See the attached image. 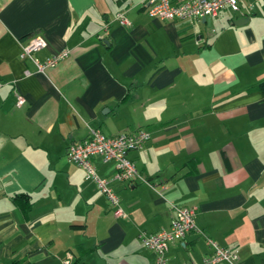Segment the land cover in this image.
<instances>
[{
  "label": "crops",
  "instance_id": "0c3cea01",
  "mask_svg": "<svg viewBox=\"0 0 264 264\" xmlns=\"http://www.w3.org/2000/svg\"><path fill=\"white\" fill-rule=\"evenodd\" d=\"M147 1L0 0V264H154L138 234L168 230L174 208L200 232L167 264H201L207 239L264 264V0L209 25L150 17ZM35 34L39 61L68 52L44 74L20 59ZM89 129L151 135L127 155L142 180L91 158L125 217L66 157Z\"/></svg>",
  "mask_w": 264,
  "mask_h": 264
},
{
  "label": "built area",
  "instance_id": "2783aa9c",
  "mask_svg": "<svg viewBox=\"0 0 264 264\" xmlns=\"http://www.w3.org/2000/svg\"><path fill=\"white\" fill-rule=\"evenodd\" d=\"M239 4L240 0H148L146 11L150 17L159 20H185L194 17L211 19L217 17L224 9L239 13ZM116 19L120 25H128L123 14L118 15ZM46 46V40L40 34L33 35L21 45L20 59L31 62L35 66V73L44 74L68 57L67 51H61L52 54L44 61H39L35 56ZM31 75V72H25L26 77ZM2 86L3 83L0 81V88ZM16 101L18 107L25 103L20 96L16 97ZM150 139V133L143 130L107 137L99 130L89 129L88 138L85 141L69 145L66 157L85 171L87 180L97 185L114 210V214L117 217H125L120 209L118 197L110 188L109 181L97 175L91 164V158L100 157L104 163L112 162L116 170V179L119 181L142 180L137 168L127 155L129 152L141 150ZM195 214V209L174 208V217L168 230H161L154 234L139 232L138 239L141 244L155 255L154 264H167L166 253L170 243L183 241L190 232H200L194 223ZM207 245L208 254L201 264H237L238 251L223 248L210 239H207ZM62 264H71V256L67 255Z\"/></svg>",
  "mask_w": 264,
  "mask_h": 264
},
{
  "label": "water",
  "instance_id": "95a60500",
  "mask_svg": "<svg viewBox=\"0 0 264 264\" xmlns=\"http://www.w3.org/2000/svg\"><path fill=\"white\" fill-rule=\"evenodd\" d=\"M244 21H245V19H239V20H237V21L235 22V24H236V25H241ZM202 22H203V23H206L207 25H209V24H210V19H208V18H203V19H202Z\"/></svg>",
  "mask_w": 264,
  "mask_h": 264
},
{
  "label": "trees",
  "instance_id": "16d2710c",
  "mask_svg": "<svg viewBox=\"0 0 264 264\" xmlns=\"http://www.w3.org/2000/svg\"><path fill=\"white\" fill-rule=\"evenodd\" d=\"M257 89L264 95V80L258 83Z\"/></svg>",
  "mask_w": 264,
  "mask_h": 264
}]
</instances>
